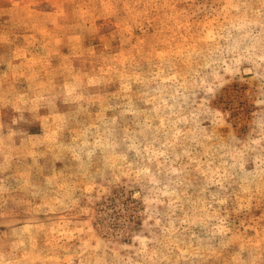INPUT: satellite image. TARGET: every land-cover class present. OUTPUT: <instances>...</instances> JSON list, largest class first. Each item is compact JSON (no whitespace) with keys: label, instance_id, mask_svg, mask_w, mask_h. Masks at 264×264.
<instances>
[{"label":"rangeland","instance_id":"374dc122","mask_svg":"<svg viewBox=\"0 0 264 264\" xmlns=\"http://www.w3.org/2000/svg\"><path fill=\"white\" fill-rule=\"evenodd\" d=\"M0 264H264V0H0Z\"/></svg>","mask_w":264,"mask_h":264}]
</instances>
